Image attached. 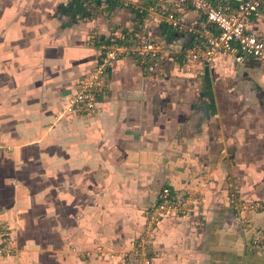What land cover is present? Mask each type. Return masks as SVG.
<instances>
[{
  "label": "crops",
  "instance_id": "0c3cea01",
  "mask_svg": "<svg viewBox=\"0 0 264 264\" xmlns=\"http://www.w3.org/2000/svg\"><path fill=\"white\" fill-rule=\"evenodd\" d=\"M150 1L0 0V221L15 247L0 264H121L109 254L144 232L164 188L196 205L155 226V264H264L243 228H264V64L189 62L193 36L146 22L135 8ZM144 29L163 47L152 69L120 59L96 108L68 113L100 48ZM247 30L264 39V4ZM228 181L259 208L239 215Z\"/></svg>",
  "mask_w": 264,
  "mask_h": 264
},
{
  "label": "built area",
  "instance_id": "2783aa9c",
  "mask_svg": "<svg viewBox=\"0 0 264 264\" xmlns=\"http://www.w3.org/2000/svg\"><path fill=\"white\" fill-rule=\"evenodd\" d=\"M234 2L235 7L226 5L224 0H151L145 8L135 9L145 16L148 23H166L175 30L190 33L194 38L193 42L184 50L185 58L189 62L213 64L224 59L228 65L235 67L252 56L264 64V39L247 30L249 20L260 15L264 0ZM189 11L202 15L207 26L199 30L185 24L183 19ZM162 54V45L152 39L146 29L131 42L128 34L115 38L110 44L100 48L98 65L79 83L76 94L68 101L67 112L91 113L106 93L109 69L120 59L132 57L140 63L144 71H148L160 60ZM227 188L230 206L236 209L239 215L246 209L259 208L257 202L240 198L237 185L233 181L227 182ZM195 205L194 195L174 194L169 188H164L159 203L147 212L144 232L133 238L129 248L123 250L120 256L110 253L109 257L118 256L121 264H155L154 260L158 254L151 241L155 226L166 218H191ZM243 228L251 235L252 244L264 250V228H254L250 225H244ZM72 251L84 257L83 252L76 248ZM14 253L15 247L9 227L0 221V258L12 257Z\"/></svg>",
  "mask_w": 264,
  "mask_h": 264
}]
</instances>
